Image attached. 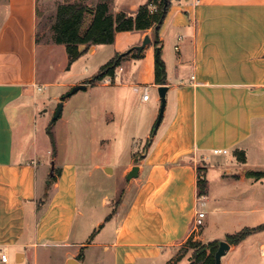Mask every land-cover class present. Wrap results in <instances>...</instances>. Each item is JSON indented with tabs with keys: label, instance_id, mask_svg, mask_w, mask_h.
Masks as SVG:
<instances>
[{
	"label": "crops",
	"instance_id": "1",
	"mask_svg": "<svg viewBox=\"0 0 264 264\" xmlns=\"http://www.w3.org/2000/svg\"><path fill=\"white\" fill-rule=\"evenodd\" d=\"M147 1L113 0L111 12L134 15ZM40 6V0H0V250L8 255V262L0 264H43L50 249L59 251L61 264L71 259L74 264H153L177 254L190 237L203 243L225 240L209 237V222L193 232L200 204L209 214L232 215V224L264 213V178L246 176L247 171H264V0H170L157 45L153 28L116 32L113 43L91 46L83 54L96 62L93 73L78 62L67 69V53L63 63L54 64L52 54L65 46L38 41ZM145 36L150 42L144 56L125 57L111 84H85L101 65L136 48ZM168 38L178 47L176 56L164 50ZM156 49L168 89L154 131L155 117L145 116L141 107L151 100L142 99L145 88L160 86L154 80ZM79 84L86 86L61 101ZM139 86L141 97L131 93L133 111L122 119L109 109L97 112L110 100H124L121 89ZM60 102L52 127L59 146L53 155L47 128ZM158 102L157 94L153 104ZM73 116L90 127L116 123L130 142H146L143 153L133 151L123 167L128 180V172L138 166L123 194L116 185L101 199L107 207L106 201L117 197L115 212L107 217L113 222L108 243L89 242L75 233L76 220L85 214L79 204L80 173L87 186L97 188L102 184L93 181L95 173L109 178L114 169L98 162L89 167L78 161L82 148L62 146V126ZM110 130V138H98L102 143L112 141L115 126ZM215 149L227 153L214 154ZM236 151L244 152V161ZM54 166L60 172L50 182ZM200 176L208 182L202 197L197 195ZM95 224L101 227L102 217ZM246 227L252 226L241 229ZM255 234L230 245L220 264H258L264 258V236L251 240ZM257 246L259 255L254 254ZM181 262L190 264V256L176 264Z\"/></svg>",
	"mask_w": 264,
	"mask_h": 264
},
{
	"label": "rangeland",
	"instance_id": "2",
	"mask_svg": "<svg viewBox=\"0 0 264 264\" xmlns=\"http://www.w3.org/2000/svg\"><path fill=\"white\" fill-rule=\"evenodd\" d=\"M76 0H40V7L38 12V23H37V35H38V41L51 43L52 42V30L50 29V24L52 22V19L55 15L56 8L55 4L57 3H68V2H74ZM112 8V6H111ZM110 8V10H112ZM154 7H151L153 9ZM53 43V42H52ZM109 44H101L100 46H108ZM165 52H168L171 56H176V51L174 49V42L171 39H166V45L164 46ZM144 56V53L142 54V57ZM141 57V58H142ZM87 56L82 55L80 56L76 61L79 65H81L83 68L88 67L89 72L93 73L95 69V63L96 62H88ZM66 59V52L63 49L61 51L60 49H56L54 53L52 54V60L54 64H61ZM73 62V63H74ZM72 63V64H73ZM71 64V65H72ZM125 64V59H122L120 65ZM125 66V65H124ZM117 71V69H116ZM169 73H173L171 68H169ZM112 83V82H111ZM110 83V84H111ZM99 90V89H97ZM106 90V89H103ZM142 87H138L135 91L132 88H126L121 89V96L124 97V100H121L118 103H113V101L110 100L109 104H103L100 108H98L97 112L107 111L108 109L111 111H114L116 114L118 112V117L122 119L129 111H133L130 104H129V96L131 93L134 92L136 94V97L139 98L142 95ZM149 94L151 97V100L149 101V104L147 106L141 107L143 114L145 116L152 115L155 117V122L152 126V130L155 131V125L157 118L160 113V107H161V101L159 97V102L157 105L154 103V98L158 94V90L149 88ZM159 96V94H158ZM112 99V98H111ZM48 103V102H47ZM82 103V102H80ZM85 103V102H84ZM136 103H138L136 99ZM77 105V104H76ZM58 104L54 105V109L56 110ZM153 106V107H152ZM45 108L43 107L42 110ZM64 114H69L67 108L64 109ZM54 114L50 117L49 123L52 124V118ZM89 114H86V118H88ZM77 116L70 117L67 121L66 125H61V121H59L58 127L62 126L63 131L65 132L63 137L65 140H62L64 145L62 146H75L82 148L81 152V158H79L78 161L85 162L86 164L91 167L94 163H104L109 164L110 167L114 169V174L112 176L105 177L102 175L101 172L97 171L93 177V181L101 183V186H98L97 188H92L91 186L86 185V178L83 173H80L79 176V204L82 206V210L85 212L84 216L79 217L75 222V233L77 236H85L86 240L88 241H95V242H103L108 243L112 240L113 232V222L109 221L107 217H109L110 212L114 213L116 209V200L117 197H115L113 200H107L106 203L109 205L107 207H103L101 205V199L104 197V195H109V192L112 187L116 185L121 186V193L123 194L125 187L128 185L130 180H126L122 176V171L124 165L128 162V159L131 156V153L133 151L140 150L141 153H143L144 148L146 147V142H144L141 146L139 145L138 139H135L134 141L130 142L128 133H125L126 130H119L116 127V123L113 125L115 126L116 134L112 135V141L111 142H104L102 143L99 137L101 139L110 138V129L113 128V126H105V128L100 127H90L83 122V124H80L79 122L81 120H77ZM56 121V120H55ZM55 122L52 124V127L54 126ZM56 137V136H55ZM115 137V138H114ZM98 139V140H96ZM57 141V139H56ZM60 143V142H59ZM57 146L58 141L56 142ZM263 146H264V140H263ZM101 147V148H100ZM102 149L97 155L94 153L96 150ZM80 157V156H79ZM48 172H50V166L47 168ZM58 170V167L53 168L52 173ZM48 178V175H46V179ZM87 190V195L85 196V191ZM264 189V187H263ZM219 207H225L223 204H218ZM199 209L204 211L206 214V217L203 218V225L205 222H209L211 225V229L209 230V233L213 238H219V237H225L229 234H233L239 229H241L244 226H258L260 224L264 223V213L259 215H254L252 217H249L248 219L243 220L242 223L244 224H232L230 223L232 215L230 214H209L208 213V207L199 205ZM102 217V223L103 225L101 227L96 226V220ZM106 219V220H105ZM237 223V222H236ZM240 225V226H239ZM201 232V230H199ZM263 234V235H261ZM264 236V230L256 232L255 235L251 237V240L257 239L260 236ZM259 236V237H258ZM193 240V239H192ZM225 241V240H224ZM193 242H199L200 244L207 245L208 242H201L200 240H193ZM259 246L256 247V251L254 254L259 255L258 252ZM193 252L194 249L192 246L186 241L182 245L178 247V252L175 255H172L168 258L162 257L161 259L155 261L153 264H176L178 260L176 259L177 256H190V261L193 259ZM230 254H237V252L230 253ZM44 260L43 264H61L62 256L59 253V251H56V249H50V251H47L46 255H43ZM264 264V258L259 259L258 264ZM142 264V263H140ZM180 264H184L181 262ZM190 264H192L190 262ZM193 264H201L199 262H194Z\"/></svg>",
	"mask_w": 264,
	"mask_h": 264
},
{
	"label": "trees",
	"instance_id": "3",
	"mask_svg": "<svg viewBox=\"0 0 264 264\" xmlns=\"http://www.w3.org/2000/svg\"><path fill=\"white\" fill-rule=\"evenodd\" d=\"M112 2L113 0H76L57 5L55 15L50 24V29L53 33L52 42L65 46L68 56L67 69H69L74 61L86 53L91 46L113 43L116 32L143 31L153 28L156 45L159 43L158 31L170 6V0H148L137 8L134 15L124 11L112 14L110 10ZM151 7H154V9L152 10ZM142 54L143 50L136 48H132L122 54H116L101 65L98 72L86 80L85 84L93 85L105 77L114 79L116 69L120 66L122 59L128 56L137 59L141 58ZM155 57L154 80L156 84L164 85L166 83V70L165 64L160 57L159 49H156ZM65 97L66 94L61 97V101ZM52 124L48 126L47 134L50 138L52 154L55 155L57 144L52 131ZM235 153L238 160H245L243 151H236ZM59 172V169L57 171L54 170L50 176V182L59 175ZM246 176L258 181L264 178V171H247ZM48 188L49 186H46L44 197L47 196ZM207 188L208 182L206 178L200 176L197 180V195L199 197L205 196ZM261 230H264V223L255 227H246L233 234H229L226 236L225 241L230 245H237L246 237ZM187 241L194 249L193 259L191 260L192 264L194 262L215 264V253L220 241L213 240L208 242L207 245L193 242L192 237L188 238ZM179 258L180 256L176 257L177 260Z\"/></svg>",
	"mask_w": 264,
	"mask_h": 264
},
{
	"label": "water",
	"instance_id": "4",
	"mask_svg": "<svg viewBox=\"0 0 264 264\" xmlns=\"http://www.w3.org/2000/svg\"><path fill=\"white\" fill-rule=\"evenodd\" d=\"M149 42H150V38L148 36H145L142 43L139 46H137L136 49L143 50L146 47V45L149 44ZM85 86L86 85H84V84H79V85L72 87L71 90L66 94V96H70L71 94H74L78 90L85 88ZM167 89L168 88L166 85H160L158 87V94H159L160 101H161V107H160L159 116H158L157 121H156L155 129L158 127V125L160 124L161 119H162V115H163V111H164V107H165V103H166ZM62 106H63V103L60 102L56 108V111H55L54 116L52 118V122H54L59 117L61 110H62ZM137 171H138V166L137 165L133 166L131 168V170L128 172L126 178L128 180H130L131 178L135 177L137 175ZM51 174H52V172H51ZM229 247H230V244L227 243L226 241H220L219 242L218 249L215 253V264H220L221 257L226 254L227 250H229ZM74 263H75V260L71 259L68 261L67 264H74Z\"/></svg>",
	"mask_w": 264,
	"mask_h": 264
},
{
	"label": "built area",
	"instance_id": "5",
	"mask_svg": "<svg viewBox=\"0 0 264 264\" xmlns=\"http://www.w3.org/2000/svg\"><path fill=\"white\" fill-rule=\"evenodd\" d=\"M175 49L177 50L178 47L175 46ZM120 70H121V68H120ZM115 76H116V72H115ZM112 81H113V79L111 77H105L103 80L97 81L96 83H100V84H110ZM149 98H150L149 91H148L147 88H145V90L143 92V95H142V99L144 101H147ZM213 153L214 154H226L227 153V150L226 149H215V150H213ZM204 216H205V213L203 211H197L196 212V218H195L194 230H193V232L195 234H197L199 232V230L201 228V225L203 224V218H204ZM0 261L2 263L8 262V255H7V253L3 252L2 250H0Z\"/></svg>",
	"mask_w": 264,
	"mask_h": 264
},
{
	"label": "bare ground",
	"instance_id": "6",
	"mask_svg": "<svg viewBox=\"0 0 264 264\" xmlns=\"http://www.w3.org/2000/svg\"><path fill=\"white\" fill-rule=\"evenodd\" d=\"M263 251H264V249H263Z\"/></svg>",
	"mask_w": 264,
	"mask_h": 264
}]
</instances>
